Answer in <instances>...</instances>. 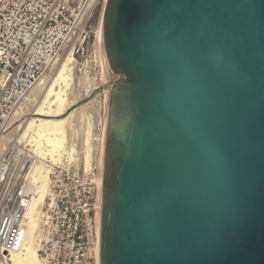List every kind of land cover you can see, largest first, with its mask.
<instances>
[{
	"label": "water",
	"instance_id": "water-1",
	"mask_svg": "<svg viewBox=\"0 0 264 264\" xmlns=\"http://www.w3.org/2000/svg\"><path fill=\"white\" fill-rule=\"evenodd\" d=\"M100 264H264V0H107Z\"/></svg>",
	"mask_w": 264,
	"mask_h": 264
},
{
	"label": "built area",
	"instance_id": "built-area-1",
	"mask_svg": "<svg viewBox=\"0 0 264 264\" xmlns=\"http://www.w3.org/2000/svg\"><path fill=\"white\" fill-rule=\"evenodd\" d=\"M102 1L0 0V132L45 74L81 42ZM31 165L11 147L1 157L0 256L24 246L35 194L24 176ZM48 181L40 264H97L92 177L52 164Z\"/></svg>",
	"mask_w": 264,
	"mask_h": 264
},
{
	"label": "rangeland",
	"instance_id": "rangeland-1",
	"mask_svg": "<svg viewBox=\"0 0 264 264\" xmlns=\"http://www.w3.org/2000/svg\"><path fill=\"white\" fill-rule=\"evenodd\" d=\"M106 1L107 0H103L97 7L84 38L72 52V56L75 60L72 66L73 79L71 86L65 89V92L62 94V96H67L66 99H68L67 103H69V106L67 105L64 112L57 117H46L41 113L36 114L38 109L37 105L39 103L38 100L37 103L36 101L31 102L25 100L22 107L23 112L18 117V122L14 127L9 128L7 130L8 132L6 131L5 134L7 135L5 136L7 139L0 141V160L10 147L13 148L14 144H16L15 146L17 148L20 147L23 150L31 151L32 146L31 143L28 142L29 140L27 138L24 140L19 138L21 134L18 128L19 125L24 124L30 117L35 120L45 121L54 119L64 120L69 118L66 129L67 139L65 145L67 153L64 152L61 158L57 156L61 159L60 161H57L58 158H55L56 156H49L47 159H40L38 163H40V166L41 163L45 164L48 172V166H52V164H54L52 162L57 161L61 162L58 164L78 171L81 174H89L95 185L93 191L96 207L98 206L99 192L95 181L98 182L99 185L100 175L102 174L100 168L101 138L105 127L104 125L106 124L109 94L111 84L113 83L107 77L102 53L103 47L101 48L97 43V32L103 18ZM55 72L56 70H52L48 72L46 76L51 77ZM53 105L54 104H48L44 106L45 111L47 112L48 109L55 110L56 106ZM71 114L73 115L71 116ZM72 149H75L74 154L71 151ZM70 154L74 155L71 160L69 157ZM46 205L47 202L45 206ZM94 219H96V213ZM96 228L97 225L95 220V240ZM10 259L9 256H1V263L12 264Z\"/></svg>",
	"mask_w": 264,
	"mask_h": 264
},
{
	"label": "bare ground",
	"instance_id": "bare-ground-1",
	"mask_svg": "<svg viewBox=\"0 0 264 264\" xmlns=\"http://www.w3.org/2000/svg\"><path fill=\"white\" fill-rule=\"evenodd\" d=\"M106 3V2H105ZM102 34H103V18L101 20L100 26L97 32V43L102 48ZM103 50V49H102ZM103 53V52H102ZM102 56V55H101ZM104 59V58H103ZM73 62H75L72 51H70L60 62L52 68L56 70L55 74L51 77H47V73L41 79V81L36 85V87L28 95V101L38 100V109L37 113H41L46 117H57L61 115L66 106H69L67 103L66 97L62 96L65 92V89H68L71 86L73 79ZM57 67V68H56ZM51 70V71H52ZM58 88V90H57ZM33 97V98H32ZM52 100V101H51ZM48 104H54L56 109H48L45 111L44 106ZM23 105L15 112L12 119L6 124L4 132H0V141L7 139L5 135L6 131L9 128L15 126L18 122V117L23 112ZM51 107V106H50ZM73 114H71L72 116ZM31 116V115H30ZM70 116V118H71ZM69 118L64 120H35L31 117L26 120L24 124L18 126L20 129L19 138L24 140L27 138L31 143L32 150L26 151L20 148H17L14 144L13 148H16L19 156L30 161L33 165L30 169L26 170L24 176H26L27 181L30 183L32 190L35 194L32 199L31 205L27 209V237L24 243L22 250L18 253L11 254L9 256L12 264H40L38 258V250L41 242L39 236L40 225L44 216L43 209L46 204V199L50 194V187L48 181V169L45 164L40 163V159H47L49 156L58 158L62 157L64 152L67 153L65 149L66 145V129ZM107 120V119H106ZM102 138H101V159H100V168L101 175L98 182L95 181V184L98 188V206L96 208V241H95V257L97 264H100V241H101V225H102V184H103V168H104V150L106 142V124L104 125ZM8 132V131H7ZM73 154L75 149L71 150ZM73 154H70V160L73 159ZM58 156V157H57ZM58 158L57 161L61 159ZM56 160V159H55ZM53 161L52 163L58 164L61 162ZM45 168V169H44ZM49 168V166H48ZM5 170L4 166H1L0 169V179L3 177L1 174ZM5 263V262H4ZM0 264L1 256H0Z\"/></svg>",
	"mask_w": 264,
	"mask_h": 264
}]
</instances>
